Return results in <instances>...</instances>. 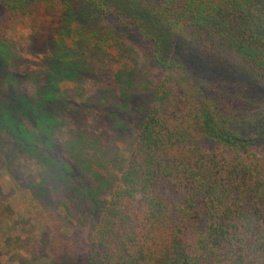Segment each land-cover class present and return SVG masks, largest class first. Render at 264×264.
<instances>
[{"label":"trees","instance_id":"1","mask_svg":"<svg viewBox=\"0 0 264 264\" xmlns=\"http://www.w3.org/2000/svg\"><path fill=\"white\" fill-rule=\"evenodd\" d=\"M78 1L0 0V59H9L3 36L13 23L68 19ZM81 1L92 13L78 23L73 43L85 41L114 59L119 80L130 73L118 47L123 29L161 76L127 156L119 166L111 160L118 176L92 173L100 184L85 193L99 208L90 246L77 262L62 264H264V154L253 150L264 143V0ZM61 36L50 44L52 64L71 57ZM51 72L57 76L36 99L5 88L15 80H0L2 95L12 98L0 102V131L13 141L10 157L37 158L43 178L57 182L68 180V169L60 170L42 146L53 149L65 118L52 111L56 102L67 109L58 75L73 74L58 66ZM130 87H123L125 100ZM84 142L75 148L80 154ZM4 166L11 174V162ZM46 180L33 187L44 198Z\"/></svg>","mask_w":264,"mask_h":264},{"label":"rangeland","instance_id":"2","mask_svg":"<svg viewBox=\"0 0 264 264\" xmlns=\"http://www.w3.org/2000/svg\"><path fill=\"white\" fill-rule=\"evenodd\" d=\"M82 4L81 0L76 3L68 19L64 15L31 16L13 23L3 36L10 48L6 63L0 59V80H15L5 86L15 95L36 99L39 88L52 80L54 67L62 71L68 68L73 75H58L59 80H64L60 88L63 96L67 94V109L56 102L57 107L50 110H59L65 118L59 121L50 142L53 149L47 143L42 146L60 170L64 169L62 166L68 169L65 173L68 180L53 182L45 176L46 198L33 188L45 180L38 159L20 153L10 157V151L6 150L13 147V141L8 138V144L0 131V264L77 262L90 246L89 235L99 217L97 203L85 194L90 189L96 191L100 184L92 173L111 175L110 180L118 176L111 160L115 159L119 166L127 156V148L138 135L161 76L147 58L146 50L123 29L117 30L123 40L118 47L128 60L126 70L130 73L124 72L119 80L112 76L114 59L109 61V55L93 50L85 41L73 43L74 36H79V30L75 29L79 24L85 25L92 13ZM81 9L87 17L80 14ZM85 32L82 39L87 35ZM60 35L62 47L67 48L71 57L59 58L57 65L48 59L50 44ZM128 83L130 99L125 100L123 87ZM3 90L0 83V102L11 101L9 95H2ZM23 124L29 130L34 127L31 121ZM81 139L86 140L83 154L75 149ZM257 144L253 150L264 154V143ZM6 162H11V174L5 169ZM104 197L103 192L98 194L99 201Z\"/></svg>","mask_w":264,"mask_h":264}]
</instances>
